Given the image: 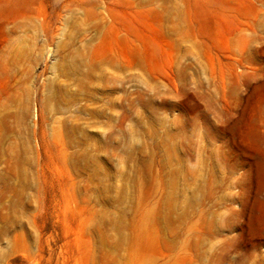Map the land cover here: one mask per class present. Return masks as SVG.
Listing matches in <instances>:
<instances>
[{"label": "rangeland", "instance_id": "rangeland-1", "mask_svg": "<svg viewBox=\"0 0 264 264\" xmlns=\"http://www.w3.org/2000/svg\"><path fill=\"white\" fill-rule=\"evenodd\" d=\"M0 264H264V0H0Z\"/></svg>", "mask_w": 264, "mask_h": 264}]
</instances>
